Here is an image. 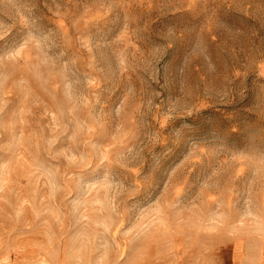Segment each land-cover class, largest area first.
Segmentation results:
<instances>
[{
    "label": "rangeland",
    "instance_id": "obj_1",
    "mask_svg": "<svg viewBox=\"0 0 264 264\" xmlns=\"http://www.w3.org/2000/svg\"><path fill=\"white\" fill-rule=\"evenodd\" d=\"M264 0H0V264H261Z\"/></svg>",
    "mask_w": 264,
    "mask_h": 264
},
{
    "label": "crops",
    "instance_id": "obj_2",
    "mask_svg": "<svg viewBox=\"0 0 264 264\" xmlns=\"http://www.w3.org/2000/svg\"><path fill=\"white\" fill-rule=\"evenodd\" d=\"M260 264V263H259ZM261 264H264V260L261 262Z\"/></svg>",
    "mask_w": 264,
    "mask_h": 264
}]
</instances>
